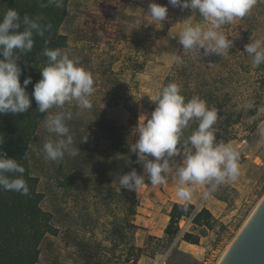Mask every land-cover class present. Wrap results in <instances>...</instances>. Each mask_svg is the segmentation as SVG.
Returning <instances> with one entry per match:
<instances>
[{
  "label": "rangeland",
  "instance_id": "1",
  "mask_svg": "<svg viewBox=\"0 0 264 264\" xmlns=\"http://www.w3.org/2000/svg\"><path fill=\"white\" fill-rule=\"evenodd\" d=\"M151 2L168 7V19L162 25L147 14ZM194 12L173 8L168 0H68V16L60 32L67 38L68 52L83 60L81 66L92 73L96 89L91 97V110H82L75 102L70 106L77 109L80 126L97 151L106 155L111 148L106 139H112V134L93 123V118L99 116L96 114L101 113L113 125L124 124L128 119L122 102L116 106V69L128 53L122 50L116 56V26H127L128 32L133 30L143 35L148 43L143 71L135 76L128 72L122 75V81L134 87L129 105L139 120L154 103L150 97L160 89L174 64L171 56L181 46L178 38L169 33L178 35L183 24L189 21L206 23L198 12L193 16ZM140 17L143 24L137 26L135 21ZM223 30L233 36L230 38L234 44L225 56L209 55V62L212 73L222 71L227 76L228 85L220 93L231 97L228 112L234 120L241 114L238 121L230 123L234 135L227 143L238 149L243 139L252 136L240 153L239 175L236 180L218 186L206 198L203 195L206 186H193L188 200L194 206L192 212H196L197 206L207 209L208 213L189 225L185 231L191 234L188 242L179 240L184 233L171 241L164 236L163 229L169 220L171 204L175 198L182 200L177 195L178 184L175 178H170L169 184L153 186L143 166L138 164L139 175H145V185L136 191L140 205L135 222L143 227L135 232L132 240L135 246L143 247L136 264H217L264 195V137L258 133L264 128V111H261L264 109V65L254 68L251 57L244 53L245 44L264 40V0H259L249 15L225 25ZM223 118L218 119L217 127L224 126ZM137 136L136 128L135 140ZM51 137L52 133L42 123L29 148L31 173L38 178V189L45 195L41 206L53 214L58 228L56 235H46L41 243L37 264H129L124 261L122 248L116 244V206L108 207L94 191L96 173L92 172V165L82 160L71 185H60L72 169H58L59 161L46 158L43 145ZM183 152L170 161L175 160L177 166L182 164ZM148 236L160 239H148Z\"/></svg>",
  "mask_w": 264,
  "mask_h": 264
},
{
  "label": "clouds",
  "instance_id": "2",
  "mask_svg": "<svg viewBox=\"0 0 264 264\" xmlns=\"http://www.w3.org/2000/svg\"><path fill=\"white\" fill-rule=\"evenodd\" d=\"M259 0H168V4L180 10H195L205 24L186 22L178 35L184 52L192 59L201 56H225L233 46L234 40L223 30L225 25L249 15ZM54 5L63 7V0H47L42 7ZM147 14L152 21L168 19V7L155 2L149 4ZM142 17L137 18V26L143 24ZM43 17H31L21 14L14 8H8L0 18V114L25 113L31 106L26 87L31 77L20 82L22 69L17 63L22 55L34 48V34L43 37L52 25L42 23ZM162 25V24H161ZM47 43V42H46ZM244 53L251 57L252 66L264 65V40L255 39L245 44ZM47 58L45 66L40 68L41 78L34 84L31 96L40 113H48L43 122L44 128L54 134L43 145L47 159L59 161L65 156L76 157L79 150L75 146L74 136L66 121L73 119L72 111H62L65 105L73 102L82 110H91V100L95 92L92 73L82 67L78 57L60 48H44ZM171 62L183 65L185 60L178 54L171 56ZM155 108L150 117L141 115L136 125L138 136L130 146L137 156L136 163L143 166L150 184L160 186L170 178H175L177 195L184 201L192 197L193 186L203 185L207 190L206 198L218 186L239 175L240 152L232 143L217 142L215 125L219 119L218 108L209 107L206 100L198 95L187 98L182 94V86L169 82L150 97ZM251 107V105H249ZM56 109L55 112L50 110ZM60 110V111H58ZM264 111V109H261ZM193 123L197 127L185 138L184 133ZM264 137V128L258 131ZM4 137L0 135V144ZM264 142V141H262ZM183 149L182 164L171 160ZM27 153L25 154V158ZM153 157L154 159H149ZM25 168L14 158H8L0 151V188L6 191L29 194L24 178ZM121 188L137 191L145 185V175H139L135 168L119 178Z\"/></svg>",
  "mask_w": 264,
  "mask_h": 264
},
{
  "label": "trees",
  "instance_id": "3",
  "mask_svg": "<svg viewBox=\"0 0 264 264\" xmlns=\"http://www.w3.org/2000/svg\"><path fill=\"white\" fill-rule=\"evenodd\" d=\"M42 4L46 5L47 0H0V18L11 7L16 9L21 16L25 14L31 17L41 16L43 17L42 23L52 25L43 37L34 34L33 50L22 55L17 61L22 69L21 84L25 77H31V83L26 87L31 100L28 112L0 114V135L4 137V142L0 144V151L5 153L8 158L16 159L25 168L24 178L29 187V194L26 196L0 188V264H37L40 245L44 238L46 235H56L58 232L53 221V214L41 206L45 195L39 191L38 178L31 173L30 168L29 148L48 114L40 113L37 110L38 106L31 93L34 84L41 78L40 68L47 62V58L43 56L44 48H60L68 51L67 38L60 32V28L68 16V0H63L61 8L54 5L42 7ZM128 31L129 28L125 25L116 26V56L121 54L122 50L128 52L126 58L120 62V66L116 69V106L122 102V106L128 112L127 121L121 125H113L101 113L96 114L99 116L93 118V123H96L97 127L99 126L108 134H112V139H106L110 141L111 148L105 153L106 155H103L102 152L97 151L93 141L87 138L81 128L77 109L65 105L62 111H72L73 113V119L66 123L74 136L79 155L76 157L65 156L64 159L59 160L58 169L63 167L65 170L72 169L63 181L59 182L60 185L70 186V181L78 171L82 160L86 165H92V172L94 170L96 173L94 191L108 207L116 206V244L122 248L125 263L136 264L138 257L143 252V247L135 246L132 241L135 232L143 228L135 222L140 202L135 190L120 187L119 178L133 168L139 174V166L136 163L137 156L130 150V146L135 142L138 120L134 108L129 105L134 87L125 84L122 81V75L124 72H128L131 76L141 73L145 67L149 48L146 37L133 30ZM117 45H121V47L118 48ZM177 54L182 56L185 63L183 65L173 64L163 79L161 87L166 86L169 82H177L182 86V94L186 99L198 95L207 101L209 107H217L219 119L224 117L225 124L221 126L222 128L215 125L216 139L217 142H228L234 135L230 123L238 121L241 114L238 113L234 120L233 114L227 110L231 101L230 95L220 93V89L228 85L225 72L212 73L209 56H203V49H201V56L196 59L187 55L182 46L178 49ZM2 58V54H0V59ZM79 61L80 64L83 63V60ZM154 108L155 104L153 103L146 117H150ZM55 111L56 109H54ZM196 127V123H193L189 129H186L185 138ZM51 138H54V134ZM177 147L184 151L180 145ZM26 153L27 157L25 158ZM193 209L194 206L188 201L173 202L168 213V223L163 229L164 236L169 237L171 241L178 236L176 230L181 217L193 215L192 222L195 223L203 213H208L205 208L198 212H192ZM190 235L184 233L179 240L188 242ZM149 238L160 239L154 236H148Z\"/></svg>",
  "mask_w": 264,
  "mask_h": 264
},
{
  "label": "water",
  "instance_id": "4",
  "mask_svg": "<svg viewBox=\"0 0 264 264\" xmlns=\"http://www.w3.org/2000/svg\"><path fill=\"white\" fill-rule=\"evenodd\" d=\"M217 264H264V195Z\"/></svg>",
  "mask_w": 264,
  "mask_h": 264
},
{
  "label": "built area",
  "instance_id": "5",
  "mask_svg": "<svg viewBox=\"0 0 264 264\" xmlns=\"http://www.w3.org/2000/svg\"><path fill=\"white\" fill-rule=\"evenodd\" d=\"M252 138V136H250L249 138L243 139L240 142V145L238 147V150L240 153H243L244 148L248 145L249 140ZM203 206V204L201 205ZM200 207L198 208L197 206L195 207L196 212L199 211ZM192 219H193V215L189 216V217H181L178 224H179V231L178 234H183L185 233V231L187 230V228L189 227L190 224H192Z\"/></svg>",
  "mask_w": 264,
  "mask_h": 264
},
{
  "label": "crops",
  "instance_id": "6",
  "mask_svg": "<svg viewBox=\"0 0 264 264\" xmlns=\"http://www.w3.org/2000/svg\"><path fill=\"white\" fill-rule=\"evenodd\" d=\"M175 202L183 203L184 201L181 202V201H179V200H177V199L175 198ZM167 218H169L168 215H167Z\"/></svg>",
  "mask_w": 264,
  "mask_h": 264
},
{
  "label": "bare ground",
  "instance_id": "7",
  "mask_svg": "<svg viewBox=\"0 0 264 264\" xmlns=\"http://www.w3.org/2000/svg\"><path fill=\"white\" fill-rule=\"evenodd\" d=\"M168 184H169V182H168ZM168 189L170 190L169 186H168ZM179 201H182V200H179Z\"/></svg>",
  "mask_w": 264,
  "mask_h": 264
}]
</instances>
